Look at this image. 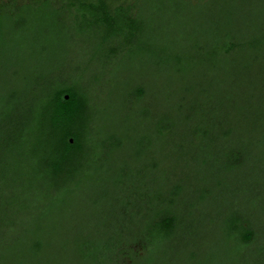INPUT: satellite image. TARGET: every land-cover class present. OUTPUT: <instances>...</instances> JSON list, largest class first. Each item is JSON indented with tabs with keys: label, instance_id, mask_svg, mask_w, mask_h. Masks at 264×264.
I'll return each instance as SVG.
<instances>
[{
	"label": "trees",
	"instance_id": "16d2710c",
	"mask_svg": "<svg viewBox=\"0 0 264 264\" xmlns=\"http://www.w3.org/2000/svg\"><path fill=\"white\" fill-rule=\"evenodd\" d=\"M212 1L205 4L201 1L195 5L190 0H135L134 3L126 0H62L61 4L52 0H30V3L19 6V0H12L10 6L0 4V38L5 33V24L11 25L13 14L26 11L31 18L23 20L21 29L13 24L8 27L15 33L19 46L25 44L22 39L25 29V32L32 29L40 36L45 31L59 32V36L61 33L63 37H58L59 45L55 48H61L60 42L65 43L64 38L69 44L70 41L86 37L107 48L103 60L106 62L102 67L117 63L125 53L137 67L144 62L141 64L155 66L162 71L166 69L171 74L166 78L164 76L163 82L175 78L178 84L172 92L163 89L156 120L153 125H148V131L131 136V133L139 132L135 129L127 136V140L138 142L140 148L137 154L150 156L151 161L145 167H150L156 174L161 171L162 174L156 177L162 176L163 184L154 194L144 184L147 179L145 174L133 179L131 171L119 169L116 173L117 185L111 189L101 187V197L94 200L99 213L96 227H100L88 234L84 241L82 239L76 243L81 264H127L126 258H129L130 264H152L155 262L152 255L170 243L178 249V255L183 242L192 236L191 228H196L199 223L200 218L194 215L223 186L225 176H231L235 173V167L244 162L241 149L237 147L236 135L242 137L239 126H244L250 120L248 112L254 104L255 147L260 149L262 160H259L264 165V33L255 39V45H251L255 51H262L261 58L255 56L254 83L252 87L241 85V97L237 98L231 91L228 94L226 84L224 91L217 92L211 91L213 85L204 86L203 83L195 86L190 81L192 65L189 60L181 54L169 53L160 43L159 56L150 43L151 35L145 31L148 25L146 21L152 23L147 9L159 15L163 23H171L173 33L176 29L182 33L180 28L188 25L189 15L200 7L217 4ZM261 3V7H255V11L262 14L264 0ZM39 12L43 15L41 23L35 19ZM166 27L162 26L163 31ZM37 33L34 36H38ZM236 48L233 40L223 47L221 53L209 52L213 73L217 69L222 70L220 60L231 55ZM30 51L21 59L13 60L7 56L0 59V151L14 154L31 152L42 154L45 158L51 157L50 174L58 177L65 171L75 173L85 169L80 166L83 160L88 161L95 155L106 156L120 148L123 141L118 133L96 126L100 110L97 109L95 96L99 95L102 81L106 76L108 79L109 75L92 73L90 69L81 70L80 67H75L73 73L67 75L61 71L59 64L42 70L45 64L42 62L43 55L50 52L49 47L35 42ZM146 55L153 57L148 60ZM206 60L208 63L205 61L204 64L209 67V59ZM91 61L95 63L94 59ZM22 66H25L24 69ZM142 84L129 96L128 104L134 108L138 120L143 116L139 121L144 126L153 108L149 105L146 88ZM154 136L159 141L153 145H157V149H142L144 143L153 144ZM156 154L159 156L156 157ZM188 159L196 167L205 168L199 174L200 178L189 181V173H180L182 167L188 169ZM3 165V172L0 171V254L10 243H6V235L17 229L19 218L31 209V201L23 204L17 200V196L14 199L9 197L7 190L14 185L19 189L21 184L10 181ZM98 169L103 170L104 164H99L95 169L93 167L87 174ZM67 188L65 185L58 189L52 186L51 195L59 190L63 197ZM65 200L62 199L60 204ZM101 200L105 203L102 204ZM104 207L108 208V212L104 211ZM59 208L58 205L47 207L44 219L55 214ZM229 208L226 211L231 216L227 228L230 235L227 238L230 242L235 241L239 249H251L250 245L255 240L253 221L250 216L242 218L237 208ZM215 210L220 211V207ZM212 214L208 215V225L214 224ZM255 229L260 232L263 227L255 226ZM261 242L264 243L263 238ZM139 243H145L140 259L138 254L132 256L133 249L130 247ZM32 250L31 254L36 258L41 251L38 242ZM255 253L259 258L263 257L260 262L264 264V247L261 251L255 248ZM189 255L188 262L197 257V254ZM178 257L181 256H176V259Z\"/></svg>",
	"mask_w": 264,
	"mask_h": 264
},
{
	"label": "rangeland",
	"instance_id": "374dc122",
	"mask_svg": "<svg viewBox=\"0 0 264 264\" xmlns=\"http://www.w3.org/2000/svg\"><path fill=\"white\" fill-rule=\"evenodd\" d=\"M52 1L60 4L62 2V0ZM126 1L134 3L135 0ZM201 1L205 4L212 0H190L195 5ZM212 2H217V4L200 7L189 15L188 25H183L180 28L182 33L178 29L173 33L174 30L169 25L171 23H163L160 21L159 15H154L151 10L147 9V16L152 23L146 21L148 25L147 28L145 26V31L151 35L150 43L157 54L160 43L167 48L169 53L181 54L189 60V64L192 65L190 81L195 86L203 83L204 86L212 87L213 85L211 91L217 92V90L224 91L226 84L229 89L228 94L232 92L236 94L237 98H240L241 85L252 87L254 83L255 56L260 58L262 56V51L257 52L251 47V45H255V39L264 33V13L255 11V7H261L262 3L261 0H213ZM18 3L20 6L30 3V0H19ZM0 4L7 7L12 5V0H0ZM27 14L26 11H16L13 14L11 25L21 29L20 25L23 20L31 18ZM42 17V13L39 12L35 19L41 23ZM9 25L10 23L5 24V33L0 38V59L4 56L13 60L21 59L29 55L36 42L49 47L50 50L43 55L42 62L45 64H42V70L59 64L62 66L61 71L67 75L73 73L72 70L75 67H80L81 70L90 69L92 73L95 71L97 74L109 75L108 79L106 76L102 81V90L99 95L95 96L97 109L100 110L96 126L99 125L111 132L118 133L123 141L120 148L112 150L106 156L95 155L88 161L83 160L80 162V166L85 169L75 173L74 171L71 173L65 171L58 177L50 174L51 157L45 158L42 154L31 152L14 154L0 151V171L3 172L2 165L4 164L3 168L10 181H18L20 182L18 185L21 184L19 189L14 185L13 188L7 190L9 197L14 199L17 196V200L23 204L31 201V209L24 217L19 218L17 229L6 235V243H10L6 244L8 247L0 254L2 256L0 264H81L76 243L81 242L82 239L84 241L88 234L100 227V225L96 227L99 213L95 208L94 200L101 197L102 192L99 191L101 187L106 186L111 189L117 185L116 173L119 169L125 168L131 171L133 179L145 174L147 179L144 184L148 185L154 194L159 191L160 184H163L164 178L156 177L162 172L156 174L150 167H145L146 163L151 161L150 156L141 157L140 154H137V150L140 148L137 145L138 142L127 140V136L135 129L139 132L131 133V136L139 135L141 132L145 133V130L148 131V125H153L156 120L159 103L163 99V89L172 92L178 84H176L175 78L165 81V78L171 74L166 69L162 71L155 66L142 65L144 62L138 64L137 67L125 53L120 56L117 63L108 65L105 63V67H102V64L104 65L106 62L103 60L107 48L100 47L99 43L90 41L86 37L78 38L75 42L70 41L69 44L64 38L65 43L60 42L61 48H55L59 45L58 37L61 39L63 37L61 33L59 36L57 34L59 32L45 31L44 35L40 36L41 34L32 29L26 32L25 29L22 38L25 44L19 46L15 33L10 30L11 28H8ZM163 25L167 26L164 28L165 31H163ZM35 33L38 36H34ZM233 40L236 42L237 48L231 55L220 60L222 70L217 69L213 73L214 68L211 67L209 52L221 53L223 47L229 45ZM54 52L55 54L52 55ZM146 57L149 60L153 56L146 55ZM91 59H94L95 63ZM206 59H209V64H207L209 67L204 64L205 61L208 63ZM26 62L28 63V60ZM29 65L31 66V62ZM24 67L22 66V69ZM0 75H2L1 72ZM164 76L165 82H163ZM141 82L146 88L149 105L153 108L152 115L146 119L144 126L140 125L143 116L139 118V121L138 117L134 115V108L128 104L129 96ZM248 114L250 120L244 126L243 124L239 126L242 137L236 135L237 147L241 149L244 162L235 167V173L231 176H225L223 186L217 189L208 203L194 215L197 219L200 218L199 223L196 228L193 226L195 232H193V227L191 228V240L187 239L183 244L181 243L180 253L177 255L178 249L173 244H167V247L163 246L164 249L161 248L160 251L152 255L155 259L152 264H263L260 262L263 261V257L259 258V255L255 253V248L261 251V248L264 247V243L261 242L262 238L264 239V165L260 161L262 160L260 149L255 147V104ZM130 115L131 117H129ZM243 133L246 135L244 136ZM158 142L157 137L154 136L152 145L149 142H143L144 144L141 146L142 149L143 147L149 148L151 151L154 148L157 149V145H153ZM174 143L175 141H173ZM157 156L159 155L156 154ZM247 156L252 158H246ZM188 161L190 160L188 159ZM167 163L169 164V161ZM99 164H104L103 170L98 169L87 174L89 170L93 167L95 169ZM188 164V169L182 167L180 173H189V181L197 179V177L200 178L199 174L204 172L205 168H198L191 161ZM76 168L77 165L74 169L76 170ZM20 179L21 181H19ZM63 185L65 188L68 187L65 190V196L62 197V192L59 190L51 195L52 186H56L58 189ZM62 199L66 200L60 204ZM101 202L105 203L103 200ZM55 205L61 208L57 209L55 214L44 219L45 215L43 216V214L47 207ZM218 206L220 211L215 210ZM229 206L237 208L242 218L250 216V220L253 221L254 229L252 230L255 240L250 245L251 249H239L235 241L230 242L227 238L230 235L227 228L228 219L231 216L226 213ZM104 211L108 212V208L104 207ZM211 213H213L214 226L208 225L207 222L208 215ZM218 214L223 217L220 218ZM106 218L109 219L108 216ZM255 226L260 229L263 227V230L258 232ZM37 242L41 246V251L35 258L31 253ZM144 245L145 243L131 245L132 256L138 254L140 259L144 254ZM189 254L194 256L197 254V257L188 262ZM176 256L181 257L176 259ZM126 260L127 264L131 263L129 258Z\"/></svg>",
	"mask_w": 264,
	"mask_h": 264
},
{
	"label": "water",
	"instance_id": "95a60500",
	"mask_svg": "<svg viewBox=\"0 0 264 264\" xmlns=\"http://www.w3.org/2000/svg\"><path fill=\"white\" fill-rule=\"evenodd\" d=\"M66 99H68V96H66ZM71 142H72V140H71Z\"/></svg>",
	"mask_w": 264,
	"mask_h": 264
}]
</instances>
